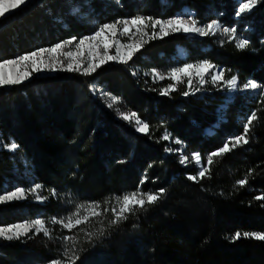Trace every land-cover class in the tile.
<instances>
[{"label":"trees","instance_id":"1","mask_svg":"<svg viewBox=\"0 0 264 264\" xmlns=\"http://www.w3.org/2000/svg\"><path fill=\"white\" fill-rule=\"evenodd\" d=\"M75 1L82 8L88 5ZM37 2L0 22V60L87 30L59 0ZM120 5L114 12L120 19H166L186 7L202 25L216 20L249 43L238 49L230 35L190 41L171 34L149 40L132 61L92 76L67 73L0 89V195L18 187L28 193L22 201L0 204V226L43 215L49 232L1 244L0 264L51 263L65 242H77V264L97 253L101 264H264V241L231 238L236 232H264V200L256 199L264 196V0L240 16L238 0H120ZM90 6L92 12L105 11L95 0ZM177 46L189 52L186 62L207 60L224 70L225 79L235 75L239 89L252 81L260 86L258 92L236 94L224 113L219 110L226 97L222 83L194 95H183L184 84L161 94L169 82L150 83L141 70H162ZM92 84L118 98L114 112L90 92ZM117 110L136 113L148 131L136 132L135 123L129 125ZM253 111L257 118L249 142L214 157L204 178L188 179L196 169L181 164L173 149L166 151L167 144L177 141L184 155L199 153L207 166L208 154L242 134ZM207 128L213 133L206 134ZM12 143L15 150L8 147ZM245 177L246 184L239 185ZM34 184L42 185L39 194L47 197L42 203L31 198ZM160 189L164 192L155 203L146 202L117 223L109 219L99 225L98 216L71 230L52 223L53 218L67 223V209L82 203H98L101 217L111 218L104 205L116 196L158 194Z\"/></svg>","mask_w":264,"mask_h":264},{"label":"snow or ice","instance_id":"2","mask_svg":"<svg viewBox=\"0 0 264 264\" xmlns=\"http://www.w3.org/2000/svg\"><path fill=\"white\" fill-rule=\"evenodd\" d=\"M28 0H0V18H4L6 14H10L12 11L18 9L20 6L25 5ZM257 4V0H238V11L237 16L250 11L252 7ZM151 26L153 32L151 35L146 31V29ZM159 27V33L155 29ZM135 29V32L132 29ZM184 32L186 34L196 33L200 36H210L216 35L218 31H222L224 34L230 35L232 39L236 40V47L238 49H244L249 41L247 39H237L235 36V28L222 27L221 24L212 20L203 26H198V21L194 19L184 20L183 18L177 16L168 20H154L153 18H145L141 16L134 17L130 20L115 21L111 24H103L98 27V29L90 36L83 37L79 39V42L76 43V51H68L63 53V55L70 61L66 68L63 65V62L58 57H52L50 54L61 53L66 45H71L75 41V37L68 41H63L57 43L56 45L50 48H39L34 51L26 52L22 55H19L13 59H3L0 60V88L5 86L19 85L24 81L31 78L33 73H40L44 70H65L69 72H80L83 75H91L96 72V70L101 67L103 64L109 61H117L120 63H128L135 53L139 51L144 43L147 41L144 37L148 39L156 38L158 35H168L169 32ZM120 35L128 36L129 42L122 43L120 40L116 39L117 33ZM139 37L136 40V37ZM112 48H115V55H110L109 52ZM85 53L88 56L87 65L84 66L83 56ZM153 75L155 78L164 79L163 75H160L153 70ZM211 75V80L214 84H223L230 91H235L238 88V78L233 75L230 79H225L224 70H217L211 62L205 60L197 64H185L183 67L173 68L169 73V78L174 82H182L184 78H187L188 91H185L183 95L187 96L191 91H196L198 89L193 88V77L198 79L199 83L203 85L206 83V76ZM260 86L252 81H249L243 85L244 89H253L256 90ZM171 90H175V83L168 85L167 88L162 89L161 94H169ZM261 96L264 97V93H261ZM118 102L117 97H111V102L108 104V107H112L113 104ZM118 115L126 121H134L136 125V130L140 132L148 131V124L142 122L137 114L132 112L126 114L117 110ZM257 118V113L255 111L251 112L247 116V122L243 124V133L230 137L226 140L222 147L218 148L216 151L211 152L207 156V166L201 162V156L199 153H193V159L196 164L200 166L198 172L199 178H204L206 174H209V168L213 163V158L226 154L232 151L234 148L241 146L242 144H247L248 134L252 122ZM164 139H169V136L165 134ZM11 150H15L17 145L12 143L8 146ZM170 151V149H166ZM188 157L181 156L180 162L182 164L187 163ZM147 177L140 181L141 184L145 182ZM188 179L192 181H197L196 175H190ZM247 182V177L237 181L241 186L245 185ZM42 188L41 184H34L29 192H31L37 201L43 202L47 197H43L39 194V190ZM164 192V189H160V193H140L139 191L132 192L131 194H124L122 197H117L116 202L119 205L117 210L116 206H113L110 211L115 217L110 223H117L121 219H126V213L133 212L135 208H143L145 203H155L159 196ZM27 194L25 189L16 188L14 191L6 192L3 195H0V203L12 201V200H21L26 199ZM53 190L52 195H55ZM146 197V200L145 198ZM258 200H264V196L256 197ZM83 205L77 206L75 215V223L72 222V217H68V222L64 223L63 220H57L53 218L52 223H60L63 228L71 230L72 228L86 223L90 216L95 215L99 216L102 213L95 211L99 208L98 203L88 205L87 208L91 209L89 215H85L82 218L79 217V211L83 208ZM105 212L109 211L108 208H105ZM35 229L36 232H43L45 235H48V229L45 227L44 222L40 219L33 221L31 224L25 222L23 224H15L8 227H0V237H3L7 240L19 239L22 235H27L32 229ZM243 235L245 238H254L257 240L264 241V232H236L232 239H239ZM65 240L71 239L70 237H64ZM67 255V252H66ZM72 261V264H75V259L78 257H69ZM51 264H61L59 260H54Z\"/></svg>","mask_w":264,"mask_h":264},{"label":"rangeland","instance_id":"3","mask_svg":"<svg viewBox=\"0 0 264 264\" xmlns=\"http://www.w3.org/2000/svg\"><path fill=\"white\" fill-rule=\"evenodd\" d=\"M38 0H28V2L25 4V5H22L20 6L18 9L12 11L10 14H6V16L4 18H0V22L4 21L7 17L11 16L12 14L20 11V10H23L25 7L29 6V5H33L34 3H36ZM42 0H39L37 2V4L39 2H41ZM60 1V5H65V10H66V13L68 14V12H70V14L73 16V18L75 20H78L80 22H82L85 26H86V29L85 30V33L83 35H81L80 37H75V41L71 44V45H66L65 48L62 50L61 53H53V54H50V56L52 57H58L62 62H63V65L64 67L66 68L67 64L70 62L64 55L63 53L65 52H68V51H73L75 52L76 51V43L79 42V39L83 38V37H87V36H90L92 35L97 29L99 26L103 25V24H111L115 21H122V20H130L134 17H128V16H125V18L123 19H120V17H117L119 16L118 13H114L115 10H119L120 11V8L122 7L120 5V0H95L96 2H98L99 4H102L103 7L105 8V11L103 9L102 13L101 11H97L95 10L94 12H92L93 8H91L90 4H91V0L88 1V0H81L82 2L88 4L87 6H85L84 8H82L75 0H59ZM94 1V0H93ZM261 0H257V4L258 2H260ZM89 2V3H88ZM256 7V5L254 7L251 8L250 11H247L245 13H248V12H252L254 10V8ZM102 8V7H101ZM238 11V9H237ZM101 13V15H100ZM243 13V14H245ZM124 14H125V11H124ZM241 14V15H243ZM181 17L183 18L184 20H190V19H194L196 21H198L197 19L194 18V13L192 10L190 9H187L186 7H183L177 14H175L173 17L171 18H175V17ZM240 16V15H239ZM171 18H166V19H160V20H168V19H171ZM198 26H203L199 21H198ZM62 27L63 28H68V25L66 22H62ZM133 32H135V29L133 28L132 29ZM146 31L149 33V35H151V33L153 32V28L151 26H149ZM155 31L157 33H159V27H157L155 29ZM171 34H180L182 36H184L186 39H189L190 41H193V40H200V39H203V38H217L218 40L221 38V39H224L226 38L228 35L227 34H224L222 31H218L216 35H210V36H200L199 34H196V33H191V34H186L184 32H169L168 35H158L156 38H152V39H158V40H162V38H165L166 36H169ZM73 37H70L66 40H63V41H68L70 39H72ZM116 39L120 40L122 43H127L129 42V39H128V36H125V35H120L119 32L117 33V37ZM139 37L137 36L136 37V40H138ZM144 39L147 41L146 43H144L143 47L137 51L135 53V55L133 56L136 57L137 55H140L141 52H144L145 51V46L148 44L149 40L151 39H148V37H144ZM63 41H59L58 43H61ZM57 43L55 44H52L51 46H47V47H39V48H50L54 45H56ZM196 45V44H195ZM193 46V44H192ZM183 46H177L174 48V57L171 58V61L174 63H170L169 65L168 64H163V69L162 70H156L157 73H159L160 75H163L165 78L164 79H158V78H155L154 75H153V70L154 69H150L149 71H147L146 69H142V76L146 77L148 74V78H149V82L150 83H158V82H165V83H168V85L170 84H173L175 83V88L177 90H179V87L181 84H184V87L185 89L188 91V83H187V78L185 77L184 80L182 82H174L172 81L170 78H169V73L171 71V69L173 68H179V67H183L185 64H197L198 62H186V58L187 56L189 55V52H188V55H187V51H185L184 48H182ZM37 48V49H39ZM35 49V50H37ZM188 50V49H187ZM205 50H208V49H205ZM34 51V50H33ZM27 52H30L27 50ZM26 53V52H25ZM110 55H115V48H112L109 52ZM19 55H22V54H15V55H12V57H8V58H5V59H13ZM133 58L130 60L132 61ZM83 61H84V66L87 65V61H88V56L87 54L85 53V55L83 56ZM147 59V57H145V60ZM3 60V59H1ZM123 65L125 63H120V62H117V61H109L105 64H103L101 67H99L96 72L92 73L91 75H83L81 74L80 72H69V71H65V70H55V71H50V70H44L40 73H33V75L31 76L30 79L24 81L23 83L19 84V85H22V84H27L28 82H33V81H36V80H41V79H48V78H54V77H58V76H61V75H64V74H67V73H72V74H76L78 76H81V77H88V76H92V75H95L98 73V71L101 69V68H104V67H107L109 65ZM175 65V66H174ZM217 70H220V68H216ZM148 72V73H147ZM206 83H204L203 85H201L198 81V79H196L195 77H193V88L194 89H201L203 87H207V86H211V87H216L217 85L219 84H214L211 80V75H208L206 76ZM15 86V85H13ZM104 86V85H103ZM5 87H9V86H5ZM5 87H2V88H5ZM168 87V86H167ZM0 88V89H2ZM90 92L92 94L95 95L96 98H98L102 103H104L107 107H108V104L111 102V97H113V95H111L110 93H108L106 90V87H101V86H98L96 84H92L90 85ZM218 89V87L216 88ZM221 90H225V94H226V97H225V101L224 103L222 104V106L219 107V110L221 111V113H224L222 111H225L229 104L233 101L234 99V96L236 94H240V95H243V93L245 92H251L253 95H255L259 88L256 89V90H253L251 88L249 89H244L243 87L239 89V84H238V88L237 90L235 91H230L227 89L226 86H224L223 84L221 85ZM190 95H194V91H191L190 92ZM119 105V100L116 104H113V106L110 108L112 109V111L114 112V108H117V106ZM220 113V112H218ZM219 114L221 118H223L222 114ZM126 121V120H125ZM127 122V121H126ZM134 121H132L131 125L132 127L134 126ZM136 127V126H135ZM136 130V128H134ZM137 132V130H136ZM138 133H142L144 134L145 132H140L138 131ZM205 133L206 134H212L213 131L211 128H207L205 130ZM164 136H165V133H164ZM164 139V138H163ZM164 140H167L169 142V139H164ZM168 145V149H170V151H167V152H171V150L173 149L174 152H176L178 155H179V158L181 160V156H186L184 155V150H183V146L181 143L177 142V141H174V142H170ZM186 157H191V160H187V163H185V165L187 166H192L193 168H195L196 170V173L195 175L197 177L198 176V172L200 170V166L196 164L195 160L193 159V154H191L190 156H186ZM181 163V162H180ZM182 164V163H181ZM184 165V164H183ZM24 174H26V171L23 172ZM131 194V193H129ZM124 195V194H123ZM122 195V196H123ZM120 196V197H122ZM119 197V196H116L112 201H108L105 203V208H108L109 211L110 209L113 207V206H116L117 207V210L119 208V205H117V202H116V198ZM31 198L34 199L33 201L34 202H40L42 203L41 201H37L35 198H34V195L32 194L31 195ZM145 200H146V197H144ZM23 199L19 200V201H22ZM14 201H18V200H12L11 202H14ZM9 202V201H7ZM4 203V202H3ZM2 204V203H0ZM91 204H94V203H90V204H76V205H73L71 207H67V214L65 215V217L67 218L68 220V217H72V222L75 223V219L77 218V216L75 215L76 213V209H77V206L79 205H83L84 207L80 209L79 211V217L82 218L83 216L85 215H89L90 211H92L91 209H88L87 206L88 205H91ZM100 206L99 205V208L96 209L95 211H98L100 212ZM105 213H108L105 212ZM109 213H111V218L109 216V214H105L104 217H101V215H99L98 217H96L95 215H92L90 216V218H93V217H96L94 220H96V223H98L99 225H102L103 222H105L106 220H113L115 217L113 216L112 212L110 211ZM128 213H126L127 215ZM37 216V215H36ZM43 216V215H42ZM42 216H39V217H35L33 220L31 221H20V222H17V223H14V224H11V225H15V224H23L25 222H28L29 224H31L33 221L37 220V219H40L44 222L45 224V219L42 217ZM107 216V217H105ZM89 218V219H90ZM104 218V219H103ZM97 219H99L97 221ZM104 220V221H103ZM11 225H7V226H0V227H8V226H11ZM39 232H36L35 229L33 228L32 231H30L27 235H32L34 236L35 234H37ZM27 235H22L20 238H23L24 236H27ZM87 236H91L90 233H87ZM19 238V239H20ZM16 239H13V240H7V239H4L3 237H0V245L1 244H6V243H9L11 241H14ZM18 240V239H17ZM76 244L77 242H65L64 243V246H62L61 248H59L58 250H56V259L55 260H59L61 262V264H72V261L69 259V257H78V259H75V264H77L80 260V254L79 252L77 251L76 249ZM66 252H67V255H66ZM1 255V253H0ZM83 264L85 263H88V264H101L102 263V255L101 254H92L91 257H89L86 261L85 259L82 260ZM28 264H43V263H36V262H33V260L31 259L29 261ZM47 264H51V263H47Z\"/></svg>","mask_w":264,"mask_h":264}]
</instances>
